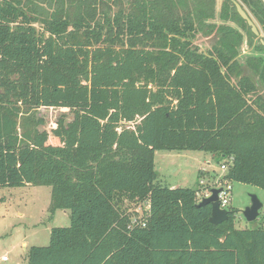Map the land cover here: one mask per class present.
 <instances>
[{"label":"trees","instance_id":"trees-1","mask_svg":"<svg viewBox=\"0 0 264 264\" xmlns=\"http://www.w3.org/2000/svg\"><path fill=\"white\" fill-rule=\"evenodd\" d=\"M241 1L264 32V0ZM215 4L0 0V188L51 187L71 219L25 264H264V227L238 229L234 213L210 224L198 189L164 185L155 163L232 158L225 179L264 190V57L239 60L256 35L232 0L214 23ZM41 108L73 121L44 136ZM124 200L143 212L123 214Z\"/></svg>","mask_w":264,"mask_h":264},{"label":"rangeland","instance_id":"rangeland-1","mask_svg":"<svg viewBox=\"0 0 264 264\" xmlns=\"http://www.w3.org/2000/svg\"><path fill=\"white\" fill-rule=\"evenodd\" d=\"M216 18L214 23H220L219 13L223 0H215ZM250 16L257 26L259 35L245 40L240 49L239 60L244 62L258 54L253 49L262 44L264 46V32L258 20L253 16L249 7L241 0H235ZM231 26H234L232 24ZM36 27L40 29V25ZM215 38L199 34L194 44L203 52L211 49ZM251 44V46H250ZM252 64V61L249 62ZM257 79L255 75H251ZM264 97V89L260 92ZM73 112L61 108H41L37 112L39 131L48 137H52L53 130L63 124L68 125L73 121ZM157 170L160 171L161 182L167 186H179L198 189L203 195L207 186L213 184L221 177V161L211 154L204 152H157L155 156ZM208 169V172L202 170ZM233 187L230 196L229 209L242 211L251 205V195H257L264 204V190L242 183L231 182ZM52 189L46 186L27 185L18 188H0V259L7 255L10 261L6 264H25L32 247H47L50 244L51 231L56 228H68L71 226L70 212L65 210H51ZM147 210V205H145ZM137 210L143 212L141 204L124 200L121 204L123 214H129ZM66 212V213H65ZM235 227L238 229H257L264 227V209L260 217L254 222H248L244 216L235 213ZM24 245H26L24 247Z\"/></svg>","mask_w":264,"mask_h":264},{"label":"water","instance_id":"water-1","mask_svg":"<svg viewBox=\"0 0 264 264\" xmlns=\"http://www.w3.org/2000/svg\"><path fill=\"white\" fill-rule=\"evenodd\" d=\"M233 4L235 5L238 14L247 22L249 27L252 29V32L258 36L259 31L257 26L254 24L250 16L243 10L242 6H240L235 0H232ZM221 189H212L211 190V196L207 198H203L201 202L197 204V207H205L210 206L211 207V217L209 219L210 224L214 226L221 225L225 222H227L231 216L232 213L239 212L241 213L244 218L248 222H254L256 221L260 215L262 210L264 209V204L260 200V198L257 195H251V205L246 207L242 211H232V210H226L221 209L220 207V199L219 194L221 193Z\"/></svg>","mask_w":264,"mask_h":264},{"label":"built area","instance_id":"built-area-1","mask_svg":"<svg viewBox=\"0 0 264 264\" xmlns=\"http://www.w3.org/2000/svg\"><path fill=\"white\" fill-rule=\"evenodd\" d=\"M232 166H233V159L232 158L225 159L221 162L220 165V169L223 171V174L221 175L220 178H218L213 184H209V185H206L204 181H201V185L207 186V189H205L204 195L201 192L197 194L200 201L203 198L210 197L212 194L211 193L212 189H221L222 191L219 194L220 207L221 209L231 210L229 209V204H230V196L232 194L233 187L231 185V182L225 179V176L227 175V173L229 172ZM133 224H136L135 220ZM9 260H10L9 257L7 255H4L0 259V264H6L9 262Z\"/></svg>","mask_w":264,"mask_h":264},{"label":"crops","instance_id":"crops-1","mask_svg":"<svg viewBox=\"0 0 264 264\" xmlns=\"http://www.w3.org/2000/svg\"><path fill=\"white\" fill-rule=\"evenodd\" d=\"M203 172H208L209 170L208 169H205V170H202ZM68 212V211H67ZM66 213V212H65ZM26 245H24L25 247ZM10 261V260H9Z\"/></svg>","mask_w":264,"mask_h":264}]
</instances>
